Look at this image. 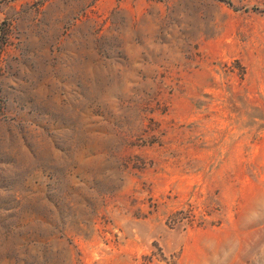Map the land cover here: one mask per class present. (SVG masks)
<instances>
[{
    "label": "rangeland",
    "instance_id": "1",
    "mask_svg": "<svg viewBox=\"0 0 264 264\" xmlns=\"http://www.w3.org/2000/svg\"><path fill=\"white\" fill-rule=\"evenodd\" d=\"M0 264H264V0H0Z\"/></svg>",
    "mask_w": 264,
    "mask_h": 264
}]
</instances>
